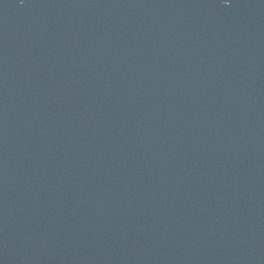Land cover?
I'll list each match as a JSON object with an SVG mask.
<instances>
[{"label": "water", "instance_id": "95a60500", "mask_svg": "<svg viewBox=\"0 0 264 264\" xmlns=\"http://www.w3.org/2000/svg\"><path fill=\"white\" fill-rule=\"evenodd\" d=\"M0 264H264V0H0Z\"/></svg>", "mask_w": 264, "mask_h": 264}]
</instances>
